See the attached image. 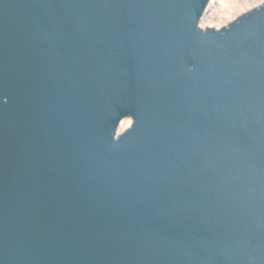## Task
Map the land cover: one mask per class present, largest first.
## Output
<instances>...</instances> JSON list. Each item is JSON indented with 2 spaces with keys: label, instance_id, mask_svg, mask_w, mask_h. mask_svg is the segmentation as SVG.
Returning <instances> with one entry per match:
<instances>
[{
  "label": "water",
  "instance_id": "95a60500",
  "mask_svg": "<svg viewBox=\"0 0 264 264\" xmlns=\"http://www.w3.org/2000/svg\"><path fill=\"white\" fill-rule=\"evenodd\" d=\"M0 0V264H264V2Z\"/></svg>",
  "mask_w": 264,
  "mask_h": 264
},
{
  "label": "rangeland",
  "instance_id": "374dc122",
  "mask_svg": "<svg viewBox=\"0 0 264 264\" xmlns=\"http://www.w3.org/2000/svg\"><path fill=\"white\" fill-rule=\"evenodd\" d=\"M264 0H210L198 26L219 29Z\"/></svg>",
  "mask_w": 264,
  "mask_h": 264
}]
</instances>
